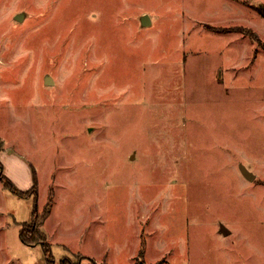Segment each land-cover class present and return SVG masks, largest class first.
Returning <instances> with one entry per match:
<instances>
[{
  "label": "rangeland",
  "instance_id": "1",
  "mask_svg": "<svg viewBox=\"0 0 264 264\" xmlns=\"http://www.w3.org/2000/svg\"><path fill=\"white\" fill-rule=\"evenodd\" d=\"M260 9L0 0V160L52 196L49 264H264ZM33 205L0 180V264H46Z\"/></svg>",
  "mask_w": 264,
  "mask_h": 264
},
{
  "label": "trees",
  "instance_id": "2",
  "mask_svg": "<svg viewBox=\"0 0 264 264\" xmlns=\"http://www.w3.org/2000/svg\"><path fill=\"white\" fill-rule=\"evenodd\" d=\"M260 11L264 14V10L260 9ZM252 34V38L257 42H261L259 35L253 31L249 30ZM4 150V142L0 138V153ZM0 180L4 183L5 187L11 190L12 192L18 194L21 197H33L34 205L32 210L31 221L29 223H24L20 230L21 240L26 244L35 245L36 243H40L44 248V253L46 256V264L52 263L54 261V255L52 253L51 243L47 240V235L42 229V226L45 220L49 217L51 213V208L53 205L52 196L49 197L48 203L45 208L40 211L38 205V179L37 176L34 178V186L28 190L20 189L13 180H11L4 171V164L0 160ZM63 264H67L65 260L62 261Z\"/></svg>",
  "mask_w": 264,
  "mask_h": 264
},
{
  "label": "water",
  "instance_id": "3",
  "mask_svg": "<svg viewBox=\"0 0 264 264\" xmlns=\"http://www.w3.org/2000/svg\"><path fill=\"white\" fill-rule=\"evenodd\" d=\"M17 18L20 19V15H17ZM143 22L146 23V24L150 23V17H149L148 15H145V16L143 17ZM47 82H48V83H51L52 80H51V79H47ZM242 171H243L244 174H245L248 178H250V179H253V178L255 177V174L252 173V172H251L248 168H246L245 166L242 167ZM223 231H224L226 234L230 232V230H228V228H226L225 226H223Z\"/></svg>",
  "mask_w": 264,
  "mask_h": 264
},
{
  "label": "crops",
  "instance_id": "4",
  "mask_svg": "<svg viewBox=\"0 0 264 264\" xmlns=\"http://www.w3.org/2000/svg\"><path fill=\"white\" fill-rule=\"evenodd\" d=\"M7 175V174H6Z\"/></svg>",
  "mask_w": 264,
  "mask_h": 264
}]
</instances>
